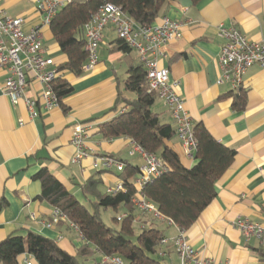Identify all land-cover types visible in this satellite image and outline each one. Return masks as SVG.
<instances>
[{"label":"crops","instance_id":"obj_1","mask_svg":"<svg viewBox=\"0 0 264 264\" xmlns=\"http://www.w3.org/2000/svg\"><path fill=\"white\" fill-rule=\"evenodd\" d=\"M38 2L0 0V16L20 18L24 32L39 29L45 55L58 68L67 57L54 41L49 26L43 24ZM162 17L179 22L182 27L180 39L161 48L158 66L167 69L170 81L178 84L176 93L183 100L192 125L201 124L217 142L236 152L230 167L217 181L216 198L185 231L187 240L201 258L221 264H264V248L255 240L246 241L232 226L237 218H246L264 228V66L254 65L247 70L241 89L243 108H234L230 85L219 83V54L224 41L218 36L220 26H235L247 39L264 46V0H201L197 4L176 0L163 5L153 24H158ZM116 39L113 29L107 27L98 51V64L89 73L74 76L60 72L73 88L72 94L62 99V106L49 112L38 106L39 115L33 119L23 102L13 106L2 95L6 76L0 68V242L11 235L23 237L30 231L75 256L85 242L67 222L46 227L53 209L36 199L41 184L33 176L46 168L87 207L95 197L84 195L81 188L90 178L100 181L96 191L101 194L122 184L121 172L103 171L95 166L99 157L112 156L138 168L144 165L139 153L130 154L134 148L130 139L106 140L99 134L100 124L115 116V102L128 68L138 64L133 51L124 54L114 50ZM31 87L29 97L40 90L38 84ZM157 100L151 111L162 124L175 130L169 111ZM75 124L89 126L84 140L88 157L78 164L71 163L75 154L71 131ZM167 146L178 154L184 167L193 166V157L185 154L176 135ZM139 219V229L153 224L164 232L168 244L162 246L160 260L164 264H178L172 245L177 229L152 223L146 214ZM78 260L98 264L104 258L94 253ZM17 262L36 264L28 255L19 256Z\"/></svg>","mask_w":264,"mask_h":264},{"label":"trees","instance_id":"obj_2","mask_svg":"<svg viewBox=\"0 0 264 264\" xmlns=\"http://www.w3.org/2000/svg\"><path fill=\"white\" fill-rule=\"evenodd\" d=\"M173 1L176 0H70L49 23L54 41L67 57V61L58 67L59 72L74 76L83 74L82 67L88 60L84 27L101 6L113 4L137 25L150 26L163 5ZM191 1L197 4L201 0ZM114 50L124 54L132 52L118 38ZM126 75L115 102V116L100 124L99 134L106 140L128 138L143 152L156 156L163 163L165 171L146 183L140 193L181 231H187L216 198L217 181L230 167L236 152L217 142L201 124H196L193 126L194 164L190 168L184 167L178 154L167 146L175 136V130L162 124L151 111L158 98L147 86L144 68L139 64L132 65ZM53 87L59 106H62V99L71 95L73 88L62 78L57 79ZM231 95L233 107L242 109L244 92L240 90ZM120 162L124 164L120 173L121 191L114 195L101 194L96 191L100 181L93 177L82 186L84 195L95 197L90 205L92 212L66 191L46 168L40 169L33 176L41 184V193L36 199L47 202L53 210L63 214L67 223L76 227L86 245L73 256L55 242L28 231L23 237L11 235L0 242V264H18L21 255L31 256L36 264H81L79 257L88 258L94 253L104 258L98 264H112L105 260L112 257L120 258L124 264H164L158 256L164 232L153 224L143 226L139 232L135 229L140 215L144 214L132 204L138 194L132 180L138 176L139 168ZM100 209H112L116 213L112 220L119 224L117 229L104 225ZM119 211L125 214L120 222L117 221Z\"/></svg>","mask_w":264,"mask_h":264},{"label":"built area","instance_id":"obj_3","mask_svg":"<svg viewBox=\"0 0 264 264\" xmlns=\"http://www.w3.org/2000/svg\"><path fill=\"white\" fill-rule=\"evenodd\" d=\"M70 1V0H69ZM67 1V2H69ZM67 2L61 0H39L37 10L43 16V24L49 26L50 21L60 8ZM111 27L118 39L123 41L135 53L138 64L146 72V82L150 91L156 93L157 98L164 104L175 122V135L179 139L184 152L193 157L196 140L193 125L185 113L183 100L177 95L178 84L171 82L169 71L158 66L161 48L173 40L181 37V23L162 17L158 24L140 26L134 23L118 7L105 4L92 16L84 27L85 51L88 55L87 63L82 67L83 73H89L99 60V48L103 40V33ZM218 36L223 39L219 54V68L221 80L230 85L232 93L243 88V76L254 65L264 66V46L247 39L235 26L224 28L220 26ZM0 68L5 73V81L1 86V93L13 106L23 102L30 118H36L39 113L37 107L49 112L59 106L53 84L61 79L60 72L51 58L46 57L41 42L39 29L24 32L22 20L6 15L0 16ZM38 84L40 90L32 96V85ZM89 133V126L75 124L71 131V143L75 154L72 164H78L88 157L84 140ZM133 153H139L144 159V165L139 168V174L134 181L138 189L137 197L132 199L134 207L150 216L153 220L168 227H175L177 236L172 240L178 264H221L215 260L201 258L197 251L189 244L185 231H181L171 220L165 218L154 204L147 202L141 195L143 186L165 171L163 163L154 155L146 154L134 144ZM96 167L103 171L115 170L122 172L124 164L114 157L101 156L96 161ZM122 184L106 190L107 195H114L121 191ZM125 214L119 215L120 222ZM67 222L66 217L58 210H53L47 228H52L60 222ZM70 228L76 229L72 224ZM232 226L237 229L246 241L255 240L264 248V228L250 222L246 218H237ZM168 244L165 238L161 246ZM112 264H124L118 257L106 258ZM27 264H30L27 262Z\"/></svg>","mask_w":264,"mask_h":264},{"label":"rangeland","instance_id":"obj_4","mask_svg":"<svg viewBox=\"0 0 264 264\" xmlns=\"http://www.w3.org/2000/svg\"><path fill=\"white\" fill-rule=\"evenodd\" d=\"M156 102H158V100H156ZM87 209H89V211L92 212L90 205L87 206ZM99 212H100V217H101L104 225H106L107 227L112 228V229H117L119 227V224L112 220V218H115V216H116V213L112 209H100ZM121 214H123V213L121 211H119L117 215H121ZM135 229L137 232H139V225L136 224ZM80 261H82V260H80ZM80 263L81 264H92L91 262H86V263L80 262Z\"/></svg>","mask_w":264,"mask_h":264}]
</instances>
